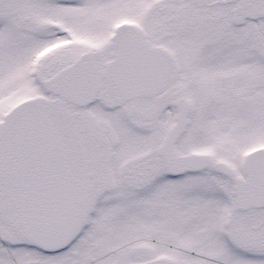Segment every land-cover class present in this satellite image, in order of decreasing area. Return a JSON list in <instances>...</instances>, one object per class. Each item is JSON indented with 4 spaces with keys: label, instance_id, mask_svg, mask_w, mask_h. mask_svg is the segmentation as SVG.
Here are the masks:
<instances>
[{
    "label": "snow or ice",
    "instance_id": "obj_1",
    "mask_svg": "<svg viewBox=\"0 0 264 264\" xmlns=\"http://www.w3.org/2000/svg\"><path fill=\"white\" fill-rule=\"evenodd\" d=\"M0 264H264V0H0Z\"/></svg>",
    "mask_w": 264,
    "mask_h": 264
}]
</instances>
